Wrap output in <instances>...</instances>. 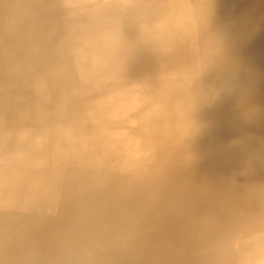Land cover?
Listing matches in <instances>:
<instances>
[{"label":"bare ground","instance_id":"obj_1","mask_svg":"<svg viewBox=\"0 0 264 264\" xmlns=\"http://www.w3.org/2000/svg\"><path fill=\"white\" fill-rule=\"evenodd\" d=\"M0 264H264V0H0Z\"/></svg>","mask_w":264,"mask_h":264},{"label":"rangeland","instance_id":"obj_2","mask_svg":"<svg viewBox=\"0 0 264 264\" xmlns=\"http://www.w3.org/2000/svg\"><path fill=\"white\" fill-rule=\"evenodd\" d=\"M199 88H203V87H199Z\"/></svg>","mask_w":264,"mask_h":264}]
</instances>
